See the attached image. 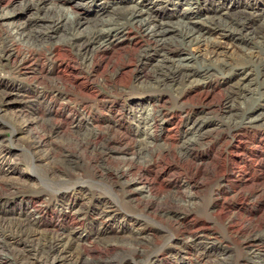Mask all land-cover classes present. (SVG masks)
<instances>
[{"label":"bare ground","instance_id":"1","mask_svg":"<svg viewBox=\"0 0 264 264\" xmlns=\"http://www.w3.org/2000/svg\"><path fill=\"white\" fill-rule=\"evenodd\" d=\"M85 2L94 6L93 16L63 13L69 8L62 4L72 9ZM40 3L0 10V108L17 106L13 131L33 125L19 146L46 177L30 190L32 205L25 204L21 186L0 182V264H261L264 183L240 194L245 207L238 214L229 199L222 221L207 217L206 225L198 222L206 217L197 193L204 179L195 176L207 173L198 150H227L245 133L264 132V0H50L52 13ZM169 4L178 10L175 16L165 13ZM29 9L28 19L17 21ZM129 30L140 37L126 56L139 70L135 82L119 86L114 73H106L93 84L105 95L90 86L92 73ZM61 56L70 64L59 63L62 75L56 77L52 64ZM8 78L11 84L3 85ZM191 90L214 92L215 102L182 103ZM168 91L171 106L156 95ZM127 96L136 106L111 105L110 119L93 118L97 108ZM70 104L75 108L63 130L58 116ZM125 111L138 114L121 131L117 124ZM4 150L1 162L7 160ZM113 151L129 155L105 170L95 165L107 195L84 184L80 167L83 152L92 165L114 158ZM164 152L188 164L186 178L169 181L159 196L141 195L142 171ZM207 191L208 204L214 203L220 191ZM51 195L56 219L47 225L43 215ZM151 213L166 226H152ZM128 220L129 234H120Z\"/></svg>","mask_w":264,"mask_h":264},{"label":"rangeland","instance_id":"2","mask_svg":"<svg viewBox=\"0 0 264 264\" xmlns=\"http://www.w3.org/2000/svg\"><path fill=\"white\" fill-rule=\"evenodd\" d=\"M27 1L28 0H0V10H4L6 8L14 9ZM49 1L50 0H41L40 5L43 7L42 9L48 10L50 13H52L56 10L51 7ZM69 6H71L70 3L62 4V7L69 8L68 10H64L63 13L70 17L71 14L69 12L71 11L82 12L87 16H93L95 13L94 6H90L89 2L83 3L80 7L75 6L72 9ZM172 7L173 6L169 4L165 7L164 11L165 13H168V15L175 16V13L178 12V10L175 11L170 10ZM31 12H32L31 9L26 10L24 14L17 17V21L19 22L26 21L29 15L31 14ZM125 37L126 38L119 45L113 48V50H110L107 53H105L103 56H101L100 62L97 64V66L93 71L95 75L92 73L91 76L92 85L90 86H94L95 87L94 89L103 92V94L105 95H109L108 92H106L105 88L101 86L93 85L94 82H96V80L101 78L102 75L106 73H114V80L119 86L121 84L130 85L131 83L135 82L133 81L135 80V74L138 73L139 71L133 69L134 68L133 64L127 60L126 56L128 57L129 54L135 51L137 47V42L139 41L140 37L136 32L132 30L126 32ZM227 53L229 55L233 54L234 48H228ZM63 57L65 58V56H61L60 61H56L55 63L52 64L54 70V72L52 73L53 76L58 77L62 75L60 74V71L58 70V66H57L59 63L62 62L63 65L70 64V61L67 58L64 59ZM148 66H150V64H148ZM116 67L118 68L117 69L118 72L116 71ZM11 82H12V78L11 79L8 78L3 81V85L5 86L9 85L11 84ZM81 85H82L81 89L84 92H87L89 90L88 88H85L84 84ZM199 91L200 90L189 91L184 97V101L182 100L183 101L182 103H187L188 105L203 104L205 106L206 105L208 106L213 102H215L216 96L214 92H208L209 93L208 94L207 92L203 93ZM156 95L158 96L157 98L160 104L171 106L170 103L172 102L169 100L170 98L168 96L169 91L162 93L160 95L156 93ZM132 99H130V97L127 96L123 100L119 97L115 99L113 102H107L105 106H101L97 108L96 112L93 114V118L95 119L98 118L99 120H103V119L108 120L110 118L107 116V110L109 109V107H111V105L116 109H119V107L122 106L134 107L136 106L135 104L136 100L134 101V99L133 100ZM148 103L149 102L145 103L146 107ZM72 108H75V106L73 104H70L58 116V119L60 120V123L63 126V130L70 125L71 119L68 117L67 114L69 110ZM137 114L138 113L135 112L134 116L132 117L131 114L125 111L120 117V119H118L117 125L120 128L118 129L124 131L125 127L129 125V121L132 118H136ZM18 121H19V117H18L17 106H15L14 104L13 105L9 104V105H4V107L2 106L0 108V148L5 149L3 152L7 158L6 161H2V162L0 161V182L1 183L11 182L15 185L21 186V190L24 192L22 197L24 199L25 204L32 205L30 202L31 201L30 196L31 194L34 193H31L30 190H34L33 188H37L38 187L37 185L43 183L44 180H46L45 179L46 177H43L42 171L40 172L41 166L34 167L32 162H30L31 161L29 157L30 155L26 151L22 150V146L21 147L19 146L22 145L29 131L33 130V125L25 129H19V130L17 129L13 131V128L17 126ZM90 123L92 124L93 121L89 120L87 125L90 126L91 125ZM256 133H257L256 135H253L251 132L245 133L240 138L235 139L232 142L231 148L227 150L218 151L216 148L208 147V149L197 151L198 159L201 163V167L203 168L202 170L205 169L207 171V173L205 174L202 173V174H198V176L197 175L195 176V178H203L204 180L203 179L202 180L205 186L204 188L202 187L197 191V193L202 195V199H203L201 200L202 207L204 204V207L206 208V217L201 216L198 222H202L207 225L208 224L207 217H210L212 220L214 219L216 221H222L227 211L226 203L229 199L235 200L232 201L233 204H235L236 206V208L233 211L234 213L238 214L239 208L245 207V204L243 203L242 199L241 198L239 199L240 194L246 192H252L256 189L258 185L264 183V132L263 131L261 132L259 130ZM125 135L130 138L133 137V139H136L140 136L138 135V137H135L130 134H125ZM128 137L124 139L127 142L130 141V138ZM111 154L112 157L114 158H108L107 160H103V161L101 160L98 162L93 161L91 162L92 163L91 165L90 163L89 164L87 163L88 152H83L82 157L84 164L80 167V169L82 168L81 170L84 171V174L79 176L84 180H88V182L87 181L85 183L83 182L84 184L91 185V187L97 191L98 189L105 191L107 195H110V193L108 192L107 187L105 185H104L105 188L104 187L101 188L100 184L97 183V179L101 178V176L100 173H95L94 169H96V166H98L99 168L101 167L104 170L109 168V166L114 167L117 162L116 160L117 158L129 155L115 151H113ZM251 159H253V161ZM175 160L176 159L175 158L173 159V157L170 154H166V152H164L162 157H160L151 166L145 168L142 171L139 177L141 178L140 179L141 183H139V186H143L141 190L142 192L141 195L145 196L148 193H151L159 196L164 192V190L168 189L167 183L169 181L170 182L171 180L174 181L177 178H186L183 169H185L188 166V164L184 163L181 165L177 163ZM236 161H238L240 164L239 168H235L234 166ZM37 178H40V182L38 181ZM48 178H52V177H48ZM55 178H59V177H55ZM124 178H133V176L128 175L125 176ZM213 181H216V183L213 184ZM97 186H99V188H97ZM210 187H212L215 191L216 190L220 191V193L218 195V199L214 203L208 204L209 196L207 194L208 193L207 190L210 189ZM78 195L79 197H81L80 193ZM55 202H56L55 196L54 195L49 196L47 200V204H48L47 212L46 214L43 215V221L47 225L52 224V222L55 221L56 219V215H55L56 206L54 205ZM13 207L15 208L18 206L14 204ZM148 221L154 227L166 226V221L153 215L152 213L148 215ZM70 222L71 220L68 219L66 223L70 225ZM127 223L128 224H125L126 226L123 229H121L120 234H124V235L129 234V230L132 225H131V221L129 220L127 221ZM83 233H85V231ZM159 234L160 233H156V236L158 237ZM261 248L264 249V247ZM258 261L261 264H264V259L259 258Z\"/></svg>","mask_w":264,"mask_h":264}]
</instances>
